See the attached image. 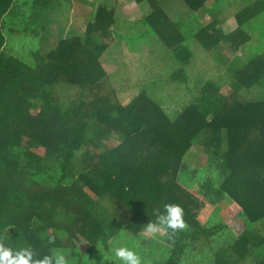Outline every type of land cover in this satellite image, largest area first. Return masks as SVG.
<instances>
[{"label": "trees", "instance_id": "obj_1", "mask_svg": "<svg viewBox=\"0 0 264 264\" xmlns=\"http://www.w3.org/2000/svg\"><path fill=\"white\" fill-rule=\"evenodd\" d=\"M109 1L0 0V245L27 248L34 259L60 250L68 264H101L117 230L135 237L175 204L185 227L163 230L168 253L158 264H180L201 239L229 235L222 223L196 218L203 203L229 197L243 227L213 250L211 264H264V0L223 2L236 24L228 34L224 13L195 23L206 0H180L187 11L175 19L144 0L149 13L126 35L115 30ZM79 3L84 32L71 37L59 18ZM21 14V33L6 27ZM17 34L38 41L22 59L5 48ZM109 40L134 52L159 42L174 65L164 82L183 89L181 107L166 112L146 86L125 104L116 100L100 63ZM196 44L213 54L219 80L187 76ZM191 150L225 177L220 185L189 177ZM80 238L82 254L74 251Z\"/></svg>", "mask_w": 264, "mask_h": 264}, {"label": "rangeland", "instance_id": "obj_2", "mask_svg": "<svg viewBox=\"0 0 264 264\" xmlns=\"http://www.w3.org/2000/svg\"><path fill=\"white\" fill-rule=\"evenodd\" d=\"M17 1L22 3L24 0ZM156 1L163 8L164 13L169 19H175L180 13L185 14L186 8L181 4L180 0ZM234 1L206 0L201 12L195 15V23L207 25L219 13H224V21L221 25L222 34L234 32L236 24L233 21L231 12L227 11L228 8H226V5H223V2L230 4ZM108 4L113 6V14L119 22L115 30L117 33L124 35L130 29L129 25L131 23L147 15L150 10L149 3L144 0L140 2H136L135 0H112ZM77 8L72 11L70 10L68 14L59 18V21H61L60 26L61 28L63 27V34L69 33L71 37L81 35L84 32L81 20L86 17L84 15L86 7L79 3L77 4ZM81 9L84 10L83 13L79 11ZM23 22L22 14L17 15L13 21L8 22L6 27H12L16 32L21 33V29L18 28ZM5 33L8 34L7 32ZM7 39L8 43L5 48L11 51L15 57H20L21 59L27 56L30 50H34L38 44L37 39L25 38L22 34L11 35ZM155 39V41L160 42L158 37ZM159 42L158 44L151 43L150 46L149 43L138 44V51L134 52L133 50L127 49L124 41H108L109 48L100 58L102 71L104 72L102 80L105 79L106 84L109 85V89L115 92L116 100L121 104L129 102L138 93L139 89L144 86L151 92L152 98L160 100L161 106L166 112L173 113L177 106L180 108L186 101L181 96L184 93L183 89L180 88L177 90L174 83L164 82L168 78L169 69L174 68V65L172 67V64L164 56L161 57L162 50ZM248 44H244L242 48H245ZM192 53L193 61L186 71L189 79H192V77L198 74L204 79L219 80L222 69L217 67L213 59V54L206 52L197 44L196 46H192ZM240 53L238 52L237 55H240ZM261 87L264 88V80L262 81ZM107 145H110V143H107ZM185 158L188 168L187 173L194 181H196L200 174H203L210 177L215 185H220L225 178L213 169L210 170L206 166L201 167L205 163V156L201 151L191 150V154H187ZM194 170L197 171L196 174H192ZM181 181L184 183V181H187V178L183 177ZM190 185L189 183L188 188H186L188 193L193 195L198 202L202 199L201 203H203V198L196 195L195 186L192 187ZM239 211L240 208L229 197L222 198L215 206L203 203L196 216L199 224L205 227H212L218 222L222 223L228 229L229 235L223 233L220 234L222 237L217 236L214 240L212 238L207 241L201 239L194 245L195 251L182 259L180 264H211L213 250H216L217 247L224 244V240L235 236L236 231L243 227L241 218L238 215ZM133 235L132 233L124 234L125 239L122 243L128 246L135 245V250L141 257V264H158L166 258L168 252L165 251L166 244L163 237V230L156 233L142 231L136 234L135 237ZM130 237L133 239V243L130 242ZM113 242H116L115 238ZM74 243V251L78 254L84 253L88 247V243L82 238L76 240ZM110 246L107 242V247L109 248ZM162 246H164L163 249H161ZM99 254L107 257L108 251L101 250ZM114 262L119 264V261H113L111 264H115Z\"/></svg>", "mask_w": 264, "mask_h": 264}, {"label": "clouds", "instance_id": "obj_3", "mask_svg": "<svg viewBox=\"0 0 264 264\" xmlns=\"http://www.w3.org/2000/svg\"><path fill=\"white\" fill-rule=\"evenodd\" d=\"M183 211L180 206L169 204L164 206V212L156 217L155 223L148 224L146 231L156 233L165 229H183ZM115 243L112 238L108 243V256H102L101 264H111L113 261H119V264H141V257L135 250V245L128 246L122 243L125 239L123 230H117ZM0 264H68L65 254L60 250H53L50 255H44L42 258L34 259L33 253L22 248L19 251L0 245Z\"/></svg>", "mask_w": 264, "mask_h": 264}]
</instances>
